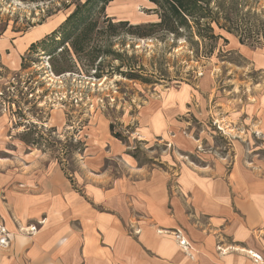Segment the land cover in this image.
Returning a JSON list of instances; mask_svg holds the SVG:
<instances>
[{
  "label": "rangeland",
  "instance_id": "obj_1",
  "mask_svg": "<svg viewBox=\"0 0 264 264\" xmlns=\"http://www.w3.org/2000/svg\"><path fill=\"white\" fill-rule=\"evenodd\" d=\"M87 4L0 0V172L5 163L54 160L80 187L86 167L116 169L121 156L157 165L169 151L178 157L175 141L140 131L167 92L186 86L199 90L202 105L178 112L181 124L170 129L182 134V158L263 168V117L246 120L233 108L251 100L255 84L264 88V69L251 58L264 52V0H209L213 34L205 37L196 27L180 36L132 34L130 25L159 20L150 0L95 1L93 22L58 30ZM2 228L8 234L0 219Z\"/></svg>",
  "mask_w": 264,
  "mask_h": 264
},
{
  "label": "crops",
  "instance_id": "obj_2",
  "mask_svg": "<svg viewBox=\"0 0 264 264\" xmlns=\"http://www.w3.org/2000/svg\"><path fill=\"white\" fill-rule=\"evenodd\" d=\"M251 58L264 69L263 51ZM254 87L233 109L264 122L263 84ZM199 102V90H171L140 131L176 142L179 156L169 151L160 165L121 156L116 169L86 167L76 187L54 160L5 163L0 219L10 242L0 243V264H264V162L191 165L177 146L181 132L171 137L177 113Z\"/></svg>",
  "mask_w": 264,
  "mask_h": 264
},
{
  "label": "trees",
  "instance_id": "obj_3",
  "mask_svg": "<svg viewBox=\"0 0 264 264\" xmlns=\"http://www.w3.org/2000/svg\"><path fill=\"white\" fill-rule=\"evenodd\" d=\"M95 1L106 5L111 0H88L89 4L80 7L59 27L69 33L77 30L83 23L93 22ZM159 10V20L143 24L130 25L129 31L140 37L153 36L157 28L175 36L190 31L193 27L200 28L198 34L205 37L213 34L209 19V0H150ZM97 5V4H96ZM127 22V21H126ZM93 25V23H91ZM72 29L70 32L69 30ZM205 29V30H204ZM57 32V31H55ZM211 32V33H210ZM214 36V35H213Z\"/></svg>",
  "mask_w": 264,
  "mask_h": 264
},
{
  "label": "built area",
  "instance_id": "obj_4",
  "mask_svg": "<svg viewBox=\"0 0 264 264\" xmlns=\"http://www.w3.org/2000/svg\"><path fill=\"white\" fill-rule=\"evenodd\" d=\"M1 231L3 232V233H6V230L4 229V228H2L1 230H0V242L1 243H7L6 241L8 240V234L6 233L4 236H1V234H3V233H1ZM181 244H183V245H185L186 243H185V240H181Z\"/></svg>",
  "mask_w": 264,
  "mask_h": 264
},
{
  "label": "bare ground",
  "instance_id": "obj_5",
  "mask_svg": "<svg viewBox=\"0 0 264 264\" xmlns=\"http://www.w3.org/2000/svg\"><path fill=\"white\" fill-rule=\"evenodd\" d=\"M254 255V254H253ZM256 257V256H255Z\"/></svg>",
  "mask_w": 264,
  "mask_h": 264
}]
</instances>
